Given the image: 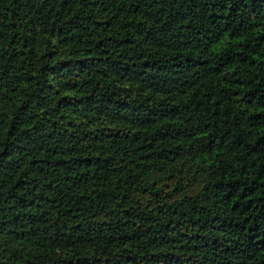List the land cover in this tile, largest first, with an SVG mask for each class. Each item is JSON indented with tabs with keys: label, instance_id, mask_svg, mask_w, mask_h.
Returning a JSON list of instances; mask_svg holds the SVG:
<instances>
[{
	"label": "trees",
	"instance_id": "obj_1",
	"mask_svg": "<svg viewBox=\"0 0 264 264\" xmlns=\"http://www.w3.org/2000/svg\"><path fill=\"white\" fill-rule=\"evenodd\" d=\"M0 264H264V0H0Z\"/></svg>",
	"mask_w": 264,
	"mask_h": 264
}]
</instances>
